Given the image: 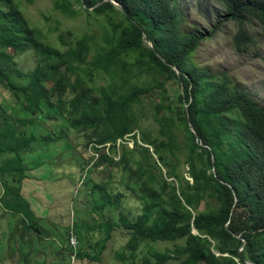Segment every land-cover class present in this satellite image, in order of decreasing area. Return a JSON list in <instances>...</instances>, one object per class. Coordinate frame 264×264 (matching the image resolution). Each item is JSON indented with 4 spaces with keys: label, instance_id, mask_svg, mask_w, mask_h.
Returning <instances> with one entry per match:
<instances>
[{
    "label": "trees",
    "instance_id": "trees-1",
    "mask_svg": "<svg viewBox=\"0 0 264 264\" xmlns=\"http://www.w3.org/2000/svg\"><path fill=\"white\" fill-rule=\"evenodd\" d=\"M220 5L204 27L190 19L188 0H54L68 18L104 21L100 37L67 30L56 46L18 0H0V89L28 111L16 116L21 126L32 127L26 135L0 124V172L22 170L20 152L32 148L41 114L61 127L46 141L65 127L82 134L96 159L86 163L105 176L93 184L94 212L108 218L93 227L104 235L99 249H80L79 259L99 260L119 231L123 264H264V106L233 74L198 60L204 41L230 21L236 49L247 51L248 26L256 21L264 31V0ZM3 97L0 118L7 119ZM22 179L4 183L1 200L40 234L20 195Z\"/></svg>",
    "mask_w": 264,
    "mask_h": 264
},
{
    "label": "rangeland",
    "instance_id": "rangeland-1",
    "mask_svg": "<svg viewBox=\"0 0 264 264\" xmlns=\"http://www.w3.org/2000/svg\"><path fill=\"white\" fill-rule=\"evenodd\" d=\"M18 1L30 22L47 34L56 46L58 36L63 31L71 30L77 34L91 31L100 37L104 30L103 19L85 14L68 18L54 8V0ZM188 2L191 5L190 19L204 27L208 26L207 17H212V13L221 8L220 0ZM248 29L254 37V43L247 51L239 52L236 49L234 35L237 25L230 21L223 26L222 31L215 32L213 38L204 41L198 52V60L202 64H210L214 69H224L233 74L245 84L252 97L264 106V31L256 21ZM172 88V93L178 91V84L173 83ZM1 92L5 95L1 101L2 106L11 114L7 119L0 118V124L10 121L17 129L25 130V134L30 135L32 127L21 126L22 122L16 117L24 116L28 111L16 101L13 93L0 89ZM41 116L44 123L37 120L36 139L31 145L32 148L20 152L22 170H18L17 174L8 168L0 172V264H123L117 259L118 250L115 248L117 246L120 252L125 249L119 231L105 245L99 260L78 258L77 254L82 248L94 245L98 250L100 244L96 242L104 237L97 230H93L96 224L103 223L108 218V214L94 212V206L97 202L100 203V199L93 184L104 180L105 176L99 168L86 163L96 159L95 156L88 158L94 155L91 152L93 149L84 147V138L82 140L77 137L79 131L65 127L61 138L54 141L44 140L42 136L46 138L54 130L61 134V127H52L46 117L43 114ZM150 128L155 130L152 125ZM136 133L139 134L138 130ZM80 135L82 136L81 133ZM132 142L130 139V147H133ZM135 154L141 156V149H136ZM130 166L136 168L133 164ZM178 167L181 173L188 176L186 164ZM163 170L165 172V168ZM22 173L25 175L20 176ZM128 175L129 170L124 172L123 182L127 181ZM17 177L23 178L20 195L35 212L42 231L40 234L23 222L22 214L9 210L2 203L4 183L18 185L13 182ZM112 179L116 180V177ZM203 205L204 203L201 207ZM126 207L131 208L128 205ZM201 209L204 210L205 207ZM70 230L79 240L77 252L72 258L69 254L72 248L67 242ZM155 245L165 246L161 243ZM169 246L172 247L171 244Z\"/></svg>",
    "mask_w": 264,
    "mask_h": 264
},
{
    "label": "built area",
    "instance_id": "built-area-1",
    "mask_svg": "<svg viewBox=\"0 0 264 264\" xmlns=\"http://www.w3.org/2000/svg\"><path fill=\"white\" fill-rule=\"evenodd\" d=\"M69 245H70V247L72 248V251H73V252L70 253L71 258L75 257L74 254H75V252H77V247L79 245L78 237H77L76 234H71L70 235V237H69Z\"/></svg>",
    "mask_w": 264,
    "mask_h": 264
},
{
    "label": "water",
    "instance_id": "water-1",
    "mask_svg": "<svg viewBox=\"0 0 264 264\" xmlns=\"http://www.w3.org/2000/svg\"><path fill=\"white\" fill-rule=\"evenodd\" d=\"M119 7V6H118ZM189 119V118H188ZM190 124V123H189Z\"/></svg>",
    "mask_w": 264,
    "mask_h": 264
},
{
    "label": "clouds",
    "instance_id": "clouds-1",
    "mask_svg": "<svg viewBox=\"0 0 264 264\" xmlns=\"http://www.w3.org/2000/svg\"><path fill=\"white\" fill-rule=\"evenodd\" d=\"M78 237V236H77ZM79 241V240H78Z\"/></svg>",
    "mask_w": 264,
    "mask_h": 264
}]
</instances>
